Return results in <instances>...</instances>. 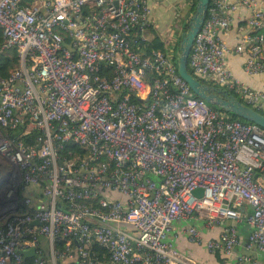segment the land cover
Segmentation results:
<instances>
[{"label":"built area","instance_id":"built-area-1","mask_svg":"<svg viewBox=\"0 0 264 264\" xmlns=\"http://www.w3.org/2000/svg\"><path fill=\"white\" fill-rule=\"evenodd\" d=\"M239 8L250 15L232 49ZM151 17V0H0V57L18 54L0 78V264H198L170 239L189 219L222 227L217 239L185 231L227 258L245 221L246 249L264 257V129L198 98L172 51L147 52ZM233 53L264 72V0H209L188 60L264 112Z\"/></svg>","mask_w":264,"mask_h":264},{"label":"crops","instance_id":"crops-1","mask_svg":"<svg viewBox=\"0 0 264 264\" xmlns=\"http://www.w3.org/2000/svg\"><path fill=\"white\" fill-rule=\"evenodd\" d=\"M152 10V23L153 29L158 36L166 44H170V48L167 49L175 54V43L180 36H182L185 27L191 23L193 13L191 12L190 0H151ZM250 12L247 9L239 8L237 12L233 14L232 27L230 32L225 36L229 46L234 49L236 46V37L239 34L244 33L245 20L249 17ZM170 42V43H168ZM246 57L238 54H231L228 58L230 69L232 73L244 84L250 86L253 89H264V72L255 76H250L244 72ZM245 213H251V209L246 207ZM193 222L198 223L199 229L203 235L207 238H219L222 231L221 226H216L213 229H207L203 222L196 219H189L186 221L177 222L170 234V239L177 244L179 250L186 256H190L198 264H237L238 255H251L254 259L262 257V262L258 264H264V257L261 254L249 253L246 249L248 237L250 234V228L245 221H241L237 225L239 235L241 238V245L236 249L234 258H227L221 253H211L203 246L192 244L189 241V237L185 231V228ZM67 260H61L60 264H67ZM240 264V263H238Z\"/></svg>","mask_w":264,"mask_h":264},{"label":"water","instance_id":"water-1","mask_svg":"<svg viewBox=\"0 0 264 264\" xmlns=\"http://www.w3.org/2000/svg\"><path fill=\"white\" fill-rule=\"evenodd\" d=\"M209 11V0H199L196 11L189 24L188 32L182 35L180 52L178 58V72L182 79L189 85L191 91L200 99L212 106L224 109L227 112L236 114L244 120L254 123L264 129V115L243 103L237 96L230 92L207 85L194 77L188 69L189 55L195 38L201 30ZM257 178V176H256ZM194 195L201 197L203 190H195ZM38 224V222H34ZM26 257L35 256V249L24 253Z\"/></svg>","mask_w":264,"mask_h":264},{"label":"trees","instance_id":"trees-1","mask_svg":"<svg viewBox=\"0 0 264 264\" xmlns=\"http://www.w3.org/2000/svg\"><path fill=\"white\" fill-rule=\"evenodd\" d=\"M198 2H199V0H191V12L193 14L196 11ZM237 11L238 10H236V12ZM188 30H189V25H187L185 27V30H184L183 33L188 32ZM147 35H148L149 40H150L148 48L146 50L147 52H151V50H153V49L154 50L165 51V50L170 48V44H166L164 41H162V39L158 36V34L155 32V30L153 28L148 30ZM181 40H182V36H180L179 39H177V41H176V43L174 45L176 50H175V54H173V57H174V64L176 65V67H178V58H179ZM0 42H2L1 31H0ZM168 43H170V42H168ZM17 64H18V54H17V50L16 49H10V50H7L5 53H3L2 56L0 57V78L8 77L11 74V72L14 70V68L17 66ZM188 69H189V72L191 74H193V72H192L191 68L189 67V65H188ZM196 78L201 80L203 83H205L207 85L219 88L217 84L208 83L203 78H199V77H196ZM219 89H221V88H219ZM240 100L243 103H245V101H243L242 99H240ZM213 108L218 109L220 111H225L224 109H221V108L216 107V106H213ZM258 112L264 114V112L262 110H258ZM228 114L230 116V119H232V120H239V121H242V122L251 123V122H248V121L244 120L243 118L237 116L236 114H233V113H230V112H228ZM13 134L17 135V133H15V132H13ZM74 152L75 151H72V153H70V155H73ZM95 251L98 252L100 260L103 263L107 262V259H108L107 253L105 252V250L103 248L95 247Z\"/></svg>","mask_w":264,"mask_h":264},{"label":"rangeland","instance_id":"rangeland-1","mask_svg":"<svg viewBox=\"0 0 264 264\" xmlns=\"http://www.w3.org/2000/svg\"><path fill=\"white\" fill-rule=\"evenodd\" d=\"M209 83V82H208ZM207 103V102H206ZM207 104H209V103H207ZM2 162H3V160L1 161V159H0V163L2 164ZM4 220H1V217H0V223H2ZM254 257L255 256H253L252 258H253V261H251V262H244V263H240V264H258V263H261L262 262V257H258V259H254ZM239 263V262H238ZM237 263V264H238Z\"/></svg>","mask_w":264,"mask_h":264}]
</instances>
